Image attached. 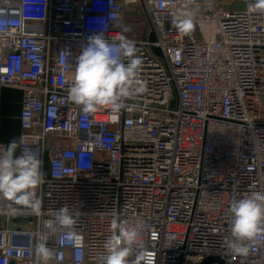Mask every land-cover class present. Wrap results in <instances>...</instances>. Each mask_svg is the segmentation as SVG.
I'll list each match as a JSON object with an SVG mask.
<instances>
[{"label":"built area","instance_id":"2783aa9c","mask_svg":"<svg viewBox=\"0 0 264 264\" xmlns=\"http://www.w3.org/2000/svg\"><path fill=\"white\" fill-rule=\"evenodd\" d=\"M232 1L0 0V87L21 90L17 141L38 152L43 173L35 207L0 197V264H77L79 241L50 227L65 205L83 240L81 264H100L113 218L139 233L130 264H146L145 251L153 264L210 255L264 264V238L247 257L227 247L231 202L264 191V12L250 10L254 0L227 8ZM130 5L154 40L125 36ZM184 12L194 21L189 35L176 27ZM96 32L110 43L125 36L142 60L143 90L119 112L84 114L69 98ZM12 216H30V227ZM43 235L47 261L36 254Z\"/></svg>","mask_w":264,"mask_h":264},{"label":"clouds","instance_id":"9594fccd","mask_svg":"<svg viewBox=\"0 0 264 264\" xmlns=\"http://www.w3.org/2000/svg\"><path fill=\"white\" fill-rule=\"evenodd\" d=\"M250 10L264 12V0H254ZM179 32L189 35L194 29L190 12L181 14L176 22ZM133 41L121 35L118 43H110L102 32L88 37V42L77 58L74 77L68 90L70 100L80 106L84 114L95 113L101 107H110L119 112L124 106L122 99L132 95L133 91H142L138 73L142 60L136 55ZM122 58H128L125 63ZM17 148L20 154L16 155ZM43 182L42 160L38 152L23 146V138L18 142L13 139L7 148L0 152V197L16 204L36 206L35 189ZM230 232L232 239L227 247L232 253L247 257L249 244L258 238H264V191H252L241 198L234 199L230 206ZM76 220L67 205L61 207L50 224L53 230L68 229V238L78 240V251L75 255L77 264L83 261L82 237L71 229ZM111 236L104 243V253L100 264H130L129 257L139 244V233L134 227L113 218L110 224ZM41 243L36 247L39 258L47 261L51 251L46 246L47 235L40 237ZM146 264H153L146 251L142 253Z\"/></svg>","mask_w":264,"mask_h":264},{"label":"crops","instance_id":"0c3cea01","mask_svg":"<svg viewBox=\"0 0 264 264\" xmlns=\"http://www.w3.org/2000/svg\"><path fill=\"white\" fill-rule=\"evenodd\" d=\"M226 7L242 8L244 7V0H233ZM20 105L21 90L19 88L0 87V140L6 144V148L10 141L18 140Z\"/></svg>","mask_w":264,"mask_h":264},{"label":"rangeland","instance_id":"374dc122","mask_svg":"<svg viewBox=\"0 0 264 264\" xmlns=\"http://www.w3.org/2000/svg\"><path fill=\"white\" fill-rule=\"evenodd\" d=\"M149 32V24L142 9L130 5L127 8L125 17V36L133 38H148ZM30 218V216H12L11 222L14 226L29 228L30 223L28 220Z\"/></svg>","mask_w":264,"mask_h":264},{"label":"water","instance_id":"95a60500","mask_svg":"<svg viewBox=\"0 0 264 264\" xmlns=\"http://www.w3.org/2000/svg\"><path fill=\"white\" fill-rule=\"evenodd\" d=\"M148 39L149 40H154L155 39L154 33L152 31L149 32ZM151 50L155 54H157L159 56L161 55V52H160L159 48H157L155 46H152L151 47ZM212 263H216V264H228L222 258H220L218 256H214V255H210V256H207V257L203 258L197 264H212Z\"/></svg>","mask_w":264,"mask_h":264}]
</instances>
